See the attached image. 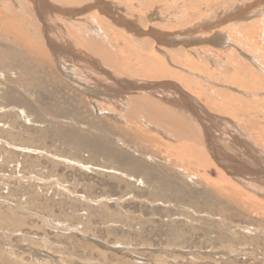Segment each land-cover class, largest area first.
Wrapping results in <instances>:
<instances>
[{"label":"rangeland","instance_id":"1","mask_svg":"<svg viewBox=\"0 0 264 264\" xmlns=\"http://www.w3.org/2000/svg\"><path fill=\"white\" fill-rule=\"evenodd\" d=\"M14 1L16 6L20 5L19 0ZM214 1L218 0H199L195 8L187 5L188 9L169 11L164 17L183 16L186 21L185 17L200 4ZM23 24L25 27V19ZM90 24L92 30L100 29L96 20ZM82 28H78L79 32ZM90 28L84 29V33L92 35ZM99 33L108 35L104 30ZM243 35H239L240 43L231 45L232 48L215 49L209 45L202 60L194 59L201 61H196L198 65L205 62L207 69L209 64L211 71H205L208 73L194 75V70L189 74L194 79L198 77L196 82L193 79L194 83H199V88L203 86V93L208 90L214 101L221 99L215 91L226 85L223 80L228 79L222 71L233 66L227 64L230 54L237 53L241 59L246 56L245 62L264 76L261 65L253 64V59L250 63L248 57L253 56L246 47L250 40ZM258 42L264 46L261 39ZM112 43L109 41L111 49ZM0 53V64H6L0 65V264H264V209L262 214L257 213L244 202L242 206L241 201H234L226 192L208 185L207 178L217 179L214 166L198 168L195 174L177 169L166 175L156 172L159 165H167L160 155L149 158L141 154L135 142L123 143L110 128L109 123L129 125L124 118L128 112L125 99L122 101L103 88H97L96 96L87 88L88 91L81 90L73 66L50 54L55 64H61H56L62 74L61 85L84 94L89 101L83 108L75 107L71 91L59 87L53 74L46 73L52 68L44 65L39 71L24 50L1 32ZM175 68L180 70L179 66ZM24 84L30 88L25 90ZM213 85L216 87L212 88ZM178 87L182 88L179 84ZM226 90L239 96L246 95L244 91L256 93L248 89ZM185 91L198 104L206 105L193 92ZM250 98L262 101L263 109H255V117L260 119L245 127L262 134L264 91ZM209 110L215 116V111ZM74 114L80 117L75 118ZM149 127L164 142L173 139L159 127ZM255 145L261 146L257 141ZM149 169L155 172L154 176H160L153 178ZM230 180L251 196L255 189L252 197L264 207V184L252 181L242 185L231 177Z\"/></svg>","mask_w":264,"mask_h":264},{"label":"bare ground","instance_id":"2","mask_svg":"<svg viewBox=\"0 0 264 264\" xmlns=\"http://www.w3.org/2000/svg\"><path fill=\"white\" fill-rule=\"evenodd\" d=\"M10 1L0 0V32L6 34L12 42H16L18 48L24 50L26 53L24 54L31 62L38 65L39 71L45 68L44 65H47V69L52 68L53 70L48 69V72H45L53 74L59 87L65 88L61 85L63 80L62 74L60 75L57 69L58 65L56 66L58 62L55 61V64L51 55L73 66L72 71L77 76L75 81L81 90L87 88L89 91L87 89L85 91H93L92 95H94L103 88L120 96V100L125 99L128 112L124 118L129 125L109 123L110 128L123 143L125 140L131 144L135 142V145L141 149L134 148V150L137 149L141 154L149 158L160 155L167 165H157L156 172L166 175L177 169L193 174L200 170L198 168L207 169L214 166L217 179L207 178L208 185L212 184L215 190L226 192L235 198L234 201L236 199L241 201L242 206L244 202L257 213H263L264 207L252 197L255 189L251 192L253 194L251 196L233 184L230 177L242 185L252 181L264 184V156H260L264 152V133H256L245 127L247 123L260 119L259 116L255 117V113L257 108L263 109V103L250 97H255L264 91V76L256 72L251 64L248 65V61L245 62L246 56L241 59L236 56L237 53H232L227 64L233 66H227L222 71L226 76L228 74V79H222L226 85L221 87L217 85L215 91L217 96L226 100L214 101L208 90L205 89L207 92L204 90L203 93V86L200 89L197 87L199 83H194L198 77L195 76L197 78L194 79L193 74L189 73L194 70H196L194 75L201 71L202 73L211 71L208 70L209 64L208 69L203 61L205 66L203 63L197 64V60L203 59L202 53L205 48L206 50L210 48L209 45L223 50L226 47L232 48L231 45L240 43L238 38L243 34L250 40L246 46L247 51L253 56L248 57L250 63L253 59V64L258 63L264 68V46H259L258 42L261 39L262 45L264 43V0H218L213 3H202L195 12L185 17L186 21L183 16L164 17V14L170 13L169 11L171 13L183 11L187 5L195 8L199 0H189V2L187 0H19L20 5H17L19 8L15 1ZM92 20H96L99 25L98 31L90 28ZM78 28H82L83 31L79 32ZM87 28L91 29L90 33L93 36L84 33V29ZM103 30L108 32L107 36L99 33ZM108 39L113 41L114 48H110L109 41L107 43L109 48L107 47L104 41ZM204 44L206 45L202 46ZM195 58L197 60H194ZM177 66L180 70H176ZM206 78L204 76V79ZM209 78H207L209 81L212 80ZM22 81L25 83L24 80ZM178 84L182 88L178 87ZM25 87L29 86L23 87L27 90ZM40 87H37L38 90ZM210 88L209 90H212ZM226 88L240 91L255 90L256 93L250 95L244 91L246 95L239 96L229 93ZM65 89L71 91L69 95L74 97L75 107L83 108L85 104H89L84 94H76L77 91H72L68 85ZM185 89L193 92L206 105L203 106L198 104L197 100L191 99L193 96ZM96 101L95 103L99 102ZM209 108L215 111V116L209 113ZM114 110L117 112V109ZM74 113L79 112L74 111ZM79 114L73 116L78 118ZM242 115L245 117L242 118ZM143 123L147 126L145 127ZM149 126L159 127L171 135L172 140L176 142L172 143V140L170 143L164 142L161 137L151 133ZM256 141L260 143V147H256ZM138 167L142 168L145 165ZM157 175L155 174L156 177ZM155 176L153 174V178Z\"/></svg>","mask_w":264,"mask_h":264}]
</instances>
